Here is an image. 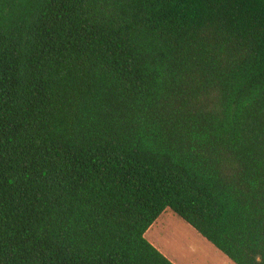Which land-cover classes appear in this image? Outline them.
<instances>
[{"label":"trees","instance_id":"trees-1","mask_svg":"<svg viewBox=\"0 0 264 264\" xmlns=\"http://www.w3.org/2000/svg\"><path fill=\"white\" fill-rule=\"evenodd\" d=\"M167 209L264 264V0H0V264H175Z\"/></svg>","mask_w":264,"mask_h":264},{"label":"rangeland","instance_id":"rangeland-1","mask_svg":"<svg viewBox=\"0 0 264 264\" xmlns=\"http://www.w3.org/2000/svg\"><path fill=\"white\" fill-rule=\"evenodd\" d=\"M160 223L158 245L178 264H235L173 210L167 209ZM146 238L152 241V232Z\"/></svg>","mask_w":264,"mask_h":264},{"label":"crops","instance_id":"crops-1","mask_svg":"<svg viewBox=\"0 0 264 264\" xmlns=\"http://www.w3.org/2000/svg\"><path fill=\"white\" fill-rule=\"evenodd\" d=\"M162 216L163 214L156 220V222L148 229V231L146 232V236L147 233L152 232L153 234V240L150 241L156 248H158L161 252V248L158 245V242H161V238H160V233H159V226H161V220H162ZM219 250V249H218ZM165 256L167 255L165 252L163 253ZM224 254V253H223ZM225 255V254H224ZM227 256V255H226ZM167 257L175 264H178V262L176 260H174V258L170 257L167 255ZM228 257V256H227ZM229 258V257H228ZM230 259V258H229ZM231 260V259H230ZM232 261V260H231ZM233 262V261H232Z\"/></svg>","mask_w":264,"mask_h":264}]
</instances>
